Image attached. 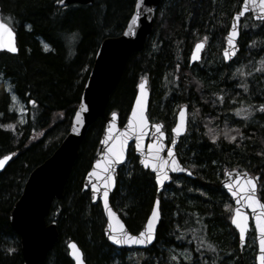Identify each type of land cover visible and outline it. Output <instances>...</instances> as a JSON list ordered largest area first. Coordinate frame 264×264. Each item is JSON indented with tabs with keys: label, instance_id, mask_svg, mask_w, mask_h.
Returning <instances> with one entry per match:
<instances>
[{
	"label": "trees",
	"instance_id": "16d2710c",
	"mask_svg": "<svg viewBox=\"0 0 264 264\" xmlns=\"http://www.w3.org/2000/svg\"><path fill=\"white\" fill-rule=\"evenodd\" d=\"M240 2L163 0L152 34L144 48L130 56L107 106L106 117L117 110L120 124L124 123L137 82L147 77L152 89L151 120L162 121L169 132L177 108L181 104L190 108L189 131L177 151L196 177H175L157 195L153 174L139 165L131 147L110 197L133 233L142 228L155 198L160 197L161 220L154 244L144 251L109 244L101 205L93 204L89 191L83 189L84 175L99 151L106 121L102 117L89 128L80 146L63 198L52 205L47 219L57 222L59 238L41 264H74L68 255L69 240L79 244L88 264H243L242 258L244 264H256L254 233L249 234L241 252L231 225L233 204L221 179L229 168L248 170L258 176V192L264 201V110L259 107L264 100H257L259 94H248V119L236 124L243 129L241 137L235 141L211 139L220 129V84L232 73V65L223 63L221 48ZM134 3L95 0L92 6L60 7L58 0H0V14L15 28L19 46L17 54L0 52V157L13 154L0 172V264H26L20 237L10 224V211L32 170L67 135L102 39L123 31ZM201 39L207 41V51L200 63L190 67L191 48ZM42 41L50 49L45 50ZM241 45L242 51L232 63L238 68L232 75L239 76L245 86L264 74L242 75L247 63L264 60V21L243 20ZM6 81L25 103L23 123L11 111ZM223 97L228 104L230 98L240 96ZM178 248L187 249L191 258L174 260L172 253Z\"/></svg>",
	"mask_w": 264,
	"mask_h": 264
},
{
	"label": "water",
	"instance_id": "95a60500",
	"mask_svg": "<svg viewBox=\"0 0 264 264\" xmlns=\"http://www.w3.org/2000/svg\"><path fill=\"white\" fill-rule=\"evenodd\" d=\"M94 3L95 0H64L63 4L58 3V5L60 7H67L72 4L92 6ZM161 3L162 0H141L140 7L137 8L135 0L133 12L121 34L117 36H106L103 38L95 54L92 68L85 82L80 101L74 112L71 126L67 135L58 145L55 151L32 170L27 181L25 182L20 197L13 205L9 214L10 224L13 230L20 237L21 250L26 264L43 263L49 253L54 249L59 238V231L57 222L55 220L51 222L47 221V217L50 214L52 204L54 200H60L63 198L65 187L72 173L74 164L79 156L80 146L85 139L89 128L99 118H102L106 115V109L110 102L112 93L116 89L121 79L130 56L133 53L139 52L144 48L145 42L153 30L156 11ZM243 6L244 0L242 1L238 12L241 11ZM236 13L233 14V17ZM247 13H252V16L255 20H262L260 19L261 14L258 9H253L250 6L249 10L246 11L243 16H245ZM133 15H138V20L135 21L134 34L128 35L125 33L128 31L129 22L131 21ZM233 17L231 19L229 31L231 30L232 24L234 22ZM242 17H240V20ZM0 18H2L1 15ZM240 20L237 25L239 35ZM5 23L7 22L5 21ZM9 26L12 28L14 36L10 38L5 33V35L0 38V43L11 44L16 48V51H11L10 47H0V52L6 51L11 54H17L19 51V46L16 30H14V28L10 24ZM228 33L225 37V47H229L230 55L229 59H224L225 61H230L231 59H233L239 51L238 35L234 38L236 44L235 55L231 54V46L228 45ZM195 45L193 46L190 53L191 65L201 59L202 51L205 47V43L203 42V47L197 50L199 58L193 60L192 52L195 48ZM142 82L144 84L143 88L140 87V84ZM138 96L141 98L140 104H137ZM150 96L151 91L148 86V80L142 79L137 83L136 94L132 101L126 121L123 124H120L119 113L117 111L112 112L116 113V116H113L112 113L107 116L105 121V128L99 141V152L95 161L92 163L90 169L83 178V189L89 190L91 202L93 204L100 203L101 205L105 219V239L109 244L116 247L117 249L133 248L136 250H146L150 248L156 241L158 226L161 220V200L159 197L155 198L151 211L147 216L143 227L136 233L130 231L124 219L120 216L119 212L113 208L111 204L110 196L117 185L116 176L119 169L128 160V152L130 147H133L134 153L138 158L139 165L153 174L157 194H161L164 191L165 187L172 183L175 176H184L189 178L196 177L195 174H193L192 171L180 161L177 154V145L187 132L188 107L182 106L185 109V116L180 118L185 123V130L179 135H176L171 131V141L168 143L167 133L163 130V123H152L148 118L147 112L149 108ZM134 107L137 109V113L135 116H133ZM180 109L177 112L176 121L173 127H175L179 118ZM78 111L80 112L79 118H77L76 116V113ZM141 115L146 118L148 127L145 130V134L140 136V148H137L138 141L137 135L134 134V130L138 132L137 121L139 120ZM77 119L79 120V122H77ZM156 124H160L162 126L160 130L165 133V136L163 138H158L157 131L154 128V125ZM73 127L76 128L75 131H73ZM173 136H175V144H172ZM156 142H159L162 146V150L160 151L159 156L164 158L162 163L165 164L167 175L170 177V179L164 181L163 185L158 184L156 181V170L151 166L146 167L145 163L142 162L149 159L150 150L148 148V145L155 144ZM168 147L173 148L175 160L178 163L173 164L172 159L168 157ZM152 153L153 162L160 163V161L156 160L154 148L152 149ZM12 155V153L7 154V156H9V159L5 161L2 167H0V172H2L6 168ZM4 156L0 158H3ZM97 161H100V163L97 164ZM109 166L112 169L110 173L104 171ZM173 168H177L178 170L174 171ZM93 172H95V174L90 175V173ZM238 175L241 177V179L238 182L233 183V190H236L237 183L243 185L245 183L246 177H253L255 178L256 198L261 203H264V201L258 194V176H254L247 170H239L236 168L228 169L221 179V186L231 198L233 203L231 225L237 232L240 250L242 252L247 242L248 232L253 228L256 240L255 262L256 264H260L258 255L260 254L259 239L261 238V234L256 230L255 227V216L260 213V209L257 208L253 210L246 204H243L244 194H240L242 205L241 212L247 215V227L245 229V238L243 242H241L240 239L239 229L235 224L232 223V217L236 215L235 209L238 206L237 199L232 196V193L228 190V188L225 187V184L236 181V177ZM108 176H111L112 179L109 181V187L107 189V206H105L103 185ZM93 183L96 184L97 189L95 199H93L92 196ZM157 200H159V215L157 218H153L154 238L151 240V242L146 244L118 245L109 238L112 234V229L115 228L117 229V231H119L121 225L123 226L124 230L133 235H138L141 231L146 230L148 227L149 217L152 216V210L153 207L156 206ZM109 209L111 210V213H114V215H111L109 213ZM72 245H74L75 247H72ZM67 249L68 255L73 260L74 264H88L82 248L76 241L69 240L67 242ZM77 257H79V259H77ZM242 263L244 264L243 258Z\"/></svg>",
	"mask_w": 264,
	"mask_h": 264
},
{
	"label": "snow or ice",
	"instance_id": "6c2138e0",
	"mask_svg": "<svg viewBox=\"0 0 264 264\" xmlns=\"http://www.w3.org/2000/svg\"><path fill=\"white\" fill-rule=\"evenodd\" d=\"M64 0H58V3L63 4ZM136 4H137V8L140 7L141 4V0H136ZM252 7L253 9H258L260 12V19L264 20V0H244V6L242 7L241 11L236 13L235 16L233 17V24L231 27V30L228 33V45L231 46V54L235 55L236 52V44H235V37L239 35V30H238V23L240 20V17H242L244 15V13L246 11L249 10V7ZM138 20V15H133L131 18V21L129 22V26H128V31L125 34L131 35L134 34V28H135V21ZM5 33L8 35V37H13L14 33L12 31V28L9 26L8 23H5L3 18H0V38H2ZM205 39H207L205 37ZM0 47H10V50L15 52L16 48L11 45V44H4V43H0ZM203 47V42H197L195 45V48L193 49L192 52V59L196 60L198 59V52L197 50H199L200 48ZM229 47H225L224 52H223V58L225 60L229 59ZM140 87L143 88L144 84L143 82L140 84ZM242 87H244L242 85ZM245 91H247V88H244ZM16 97H13V99H15ZM223 99V97H221V100ZM32 103H34V101H32ZM141 103V98L138 96L137 97V104ZM262 110H264V105H260L259 106ZM251 109L249 108V111ZM137 113V109L134 107L133 108V116H135ZM236 114L237 115H244L245 117H247L248 113L247 112H242L240 109L236 110ZM113 116H116V113H112ZM77 118L80 117V112L78 111L76 113ZM185 116V109L182 107L180 109L179 112V118L177 120V123L175 125V127L172 128V132L175 133L176 135H179L180 133H182L185 130V123L180 119L182 117ZM77 122H79V120L77 119ZM137 126H138V132H136L134 130V134L137 135V148H140V144H139V139L141 135L145 134V130L148 127L146 118L143 117V115L140 116L139 120L137 121ZM3 127H9L11 128L12 125H4ZM161 125L160 124H156L154 125L155 130L157 131V136L158 138H163L165 136V133L163 131H161ZM76 128L73 127V131H75ZM238 131V130H237ZM228 139L230 140H234L235 136H227ZM211 139L213 141L216 140V135H212ZM172 144H175V136H173L172 138ZM149 148V159L146 161H142L143 163H145V166H151L153 169L156 170L157 175H156V181L158 184L163 185L164 181L170 179V177L167 175V171H166V166L163 162V157L159 156L160 151L162 150V146L159 142H156L155 144H149L148 145ZM155 149V157L157 161H160V163L158 162H153L152 157H153V153H152V149ZM167 153H168V157H170L172 159L173 164L178 163L175 160V156H174V152H173V148L172 147H168L167 148ZM9 159V156L5 155L3 158H0V167H2L5 163V161H7ZM97 164L100 163V161L96 162ZM111 167H107L104 171L106 172H111ZM173 170H178L177 168H173ZM95 172L90 173V175H94ZM111 176H108L105 180V183L103 185L104 187V203L105 206H107V189L109 187V181L111 180ZM241 179V177L238 175L236 177V181L234 182H229L225 184V187L228 188V190L232 193V196L235 197L237 199V208L235 209L236 215H234L232 217V223L236 225V227L239 229L240 232V239L241 242L244 241L245 238V229L247 227V215L241 212V196L240 194H244L243 195V204H246L248 207L252 208L253 210L259 208L260 209V213L257 214L255 216V220H256V230L261 234V238L259 239V247H260V254L258 255V260L260 262V264H264V203H261L255 195V189H256V185H255V178L253 177H246L245 178V183L243 185H240L237 183V188L236 190H233V183L238 182ZM96 184L93 183V192H92V196L93 199L96 198ZM158 205H159V200L156 201V206L153 207L152 210V216L149 217L148 220V227L146 230L141 231L138 235H133L129 232H127L126 230L123 229V226H120V230L117 231V229L113 228L112 229V234L110 235V239L114 241L115 244L118 245H122V244H146L151 242V240L154 238V228H153V218H157L159 213H158ZM225 207L227 208L228 205H225ZM109 213L111 215H114V213H111V210L109 209ZM72 247H75L74 245H72ZM211 247V246H209ZM77 259H79V257H77Z\"/></svg>",
	"mask_w": 264,
	"mask_h": 264
},
{
	"label": "flooded vegetation",
	"instance_id": "af4514ba",
	"mask_svg": "<svg viewBox=\"0 0 264 264\" xmlns=\"http://www.w3.org/2000/svg\"><path fill=\"white\" fill-rule=\"evenodd\" d=\"M245 52H247V51H244V53ZM235 59H231L230 61H224V59H222L224 64L232 65V67H231L232 73L234 71H236V68H238L237 64H234V65L232 64V63H234ZM189 66L192 67V65H189ZM232 73H231V76H229V78L227 80H225L224 82H222L220 84V91L218 92V94H221V97H223V94H237L240 97L239 98H236V97L230 98V101L228 104L226 103L224 97L222 100L220 99L218 106H219V109L221 110V113H220V117L218 119L219 125H217L218 128H220L219 129L220 136L217 138L218 141H222V140L232 141V140L227 138V136H229V134L234 135L235 139L238 136H240V137L242 136L243 129H240L238 126H236V124L239 123L241 121V119L244 120V119H248V118H246L244 115H237L236 110L240 109L242 112L248 113L249 107L247 105L249 103L246 101V99L249 98L248 94H259V96H257V98H258L257 100H262V101L264 100V96H263L264 95V74H261V75H263L262 77H256V78L248 81V85L244 84L245 86L243 88H241L238 84L240 77L237 76V74H236L237 77H234L232 75ZM240 81H242L241 85H243V83H245L242 79H240ZM260 86H263V89L259 90ZM245 87L247 88V91L244 90ZM261 94H263V95H261ZM251 99H254V97H252ZM181 105H183V104H181ZM247 116H249V114ZM175 118H176V115H175ZM173 125H174V123H173ZM173 125L171 126V128L173 127ZM171 128L169 131H171ZM223 132H226L227 136L223 135L222 134ZM235 139L233 141H235Z\"/></svg>",
	"mask_w": 264,
	"mask_h": 264
},
{
	"label": "rangeland",
	"instance_id": "374dc122",
	"mask_svg": "<svg viewBox=\"0 0 264 264\" xmlns=\"http://www.w3.org/2000/svg\"><path fill=\"white\" fill-rule=\"evenodd\" d=\"M43 47L44 49H50L49 44L45 43L44 41H42ZM247 69L248 70H253V72L259 71L261 69L260 66V61H251L247 64ZM252 72V71H251ZM252 73H249V75H251ZM6 85H7V90L10 93L11 96V111H14L18 114L19 116V120L23 123L26 120V106L25 103L23 101H21L16 95L15 93L12 91L11 86L9 84V82L6 81ZM13 97H16L15 99H13ZM219 129H217L218 131ZM223 135L227 136L226 132L222 133ZM230 135V134H229ZM217 138L220 136V132L218 131L216 134ZM234 136V135H231ZM254 241H255V235H254ZM135 255V253H134ZM130 257V254H127V258ZM172 258L176 261H180L181 259L183 260H189L191 258V254L189 253V251L187 249H175V252L172 253Z\"/></svg>",
	"mask_w": 264,
	"mask_h": 264
},
{
	"label": "bare ground",
	"instance_id": "6f19581e",
	"mask_svg": "<svg viewBox=\"0 0 264 264\" xmlns=\"http://www.w3.org/2000/svg\"><path fill=\"white\" fill-rule=\"evenodd\" d=\"M62 142V141H61Z\"/></svg>",
	"mask_w": 264,
	"mask_h": 264
}]
</instances>
